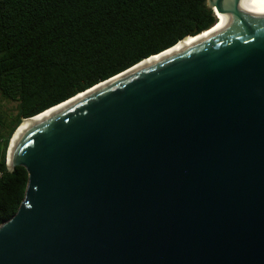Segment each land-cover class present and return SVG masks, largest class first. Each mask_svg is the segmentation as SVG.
<instances>
[{
    "label": "water",
    "instance_id": "95a60500",
    "mask_svg": "<svg viewBox=\"0 0 264 264\" xmlns=\"http://www.w3.org/2000/svg\"><path fill=\"white\" fill-rule=\"evenodd\" d=\"M227 4L182 53L22 119L0 264H264V13Z\"/></svg>",
    "mask_w": 264,
    "mask_h": 264
},
{
    "label": "trees",
    "instance_id": "16d2710c",
    "mask_svg": "<svg viewBox=\"0 0 264 264\" xmlns=\"http://www.w3.org/2000/svg\"><path fill=\"white\" fill-rule=\"evenodd\" d=\"M217 18L206 0H0V225L18 210L28 174L6 168L9 140L31 118L105 81Z\"/></svg>",
    "mask_w": 264,
    "mask_h": 264
},
{
    "label": "bare ground",
    "instance_id": "6f19581e",
    "mask_svg": "<svg viewBox=\"0 0 264 264\" xmlns=\"http://www.w3.org/2000/svg\"><path fill=\"white\" fill-rule=\"evenodd\" d=\"M224 1V7H214L213 8V13L215 15V17L217 18V24L210 29L209 31H207L206 33H204L203 35H200L198 37H189L184 39L183 41H181L179 44H177L173 49H171L170 51L166 52V54H171V53H182L183 51L187 50L191 45L195 44L197 41H199L201 38H206V37H210L212 36L227 20L228 15L230 13L229 6H227L228 2H230L231 4H233L235 7L240 6V5H244L245 7H247L248 9L252 10L253 12H259V13H264V0H223ZM228 1V2H227ZM215 11V12H214ZM217 14V16H216ZM159 57H157L158 59ZM154 60H148L143 62V65H148L149 63L153 62ZM39 118V117H37ZM37 118L35 119H30L29 122H24L20 128L17 131V134L15 135V139L14 141L19 138L23 133H25L28 128L31 126L30 124L34 123L35 120H37ZM34 120V121H32ZM18 140V139H17Z\"/></svg>",
    "mask_w": 264,
    "mask_h": 264
},
{
    "label": "rangeland",
    "instance_id": "374dc122",
    "mask_svg": "<svg viewBox=\"0 0 264 264\" xmlns=\"http://www.w3.org/2000/svg\"><path fill=\"white\" fill-rule=\"evenodd\" d=\"M0 110L4 115L13 117L16 114V103L6 101L0 98Z\"/></svg>",
    "mask_w": 264,
    "mask_h": 264
},
{
    "label": "built area",
    "instance_id": "2783aa9c",
    "mask_svg": "<svg viewBox=\"0 0 264 264\" xmlns=\"http://www.w3.org/2000/svg\"><path fill=\"white\" fill-rule=\"evenodd\" d=\"M1 176H2V173H0V178H1Z\"/></svg>",
    "mask_w": 264,
    "mask_h": 264
}]
</instances>
